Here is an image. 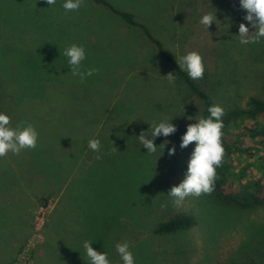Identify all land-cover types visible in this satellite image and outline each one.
Masks as SVG:
<instances>
[{
  "label": "rangeland",
  "instance_id": "1",
  "mask_svg": "<svg viewBox=\"0 0 264 264\" xmlns=\"http://www.w3.org/2000/svg\"><path fill=\"white\" fill-rule=\"evenodd\" d=\"M109 1L117 8L135 10L137 18L163 39L178 59L189 51H199L205 72L198 81L222 107L244 108L249 96L264 97V39L248 45L239 42V24L249 22L244 19L246 14L232 11L236 0H220L222 6L216 4L218 0L192 4L186 0ZM63 3L56 0L51 6L46 0H0V95L12 118L11 126L31 123L39 132L35 149L0 158V208L9 212L0 218V264H49L47 234L52 222L58 221L55 211L65 193L57 187L66 188L64 180L75 178V172L81 175L77 178L80 185L83 160L92 163L95 153L85 142L90 131L81 129L96 128L104 107L117 118L93 130L92 139L100 140L111 165V176L100 174L101 181L107 183L111 177L109 183L120 184L123 191H131L132 195L141 191L143 205L157 216L163 214L158 204H169L174 210H195L201 217L200 225L182 238L196 247L190 257L197 261L207 251L211 253L208 264L226 260L245 238L244 223L242 226L233 219L219 220L221 212L214 211L207 194L188 196L180 206H175L174 198L168 194L185 178L195 145L182 149L170 138L158 136L154 141L156 152L147 153L139 143L141 132L151 138V125L165 120L161 119L163 112H172V105L164 108L160 102L167 96L164 91L173 96L165 78L171 72L169 64L155 53L138 27L129 25L104 5L85 0L78 11L66 13ZM208 12L216 13L218 19L209 29L200 23ZM249 28L255 31L250 23ZM178 30L185 34L183 39ZM73 43L86 50L83 69L99 70L83 82L71 74L63 55ZM225 47L230 53L228 58ZM201 110V100L189 95L184 119L177 127L196 123V118H202ZM126 114L130 117L123 120L121 116ZM86 115L93 120H86ZM114 145L119 150L113 151ZM173 146L176 152L169 155ZM49 160L55 161V166L50 167ZM60 170H64L61 183H55L47 172L57 174ZM141 205V199L132 203L140 209ZM16 213L22 215L23 230L16 223ZM133 217L141 224L139 215ZM67 218L68 215L64 222ZM249 219L264 220V208L250 212L246 221ZM60 224L63 226V222ZM147 229L140 227L139 232ZM51 238L53 243L55 237ZM131 239L138 242L141 234ZM150 239L158 256L165 246L170 248L175 242L172 236ZM55 247L54 254H60L61 247ZM107 254H114L111 247ZM164 256V264L172 263L169 257L175 259L170 250ZM86 257L81 254L74 264H86ZM111 264H123L118 252Z\"/></svg>",
  "mask_w": 264,
  "mask_h": 264
},
{
  "label": "trees",
  "instance_id": "2",
  "mask_svg": "<svg viewBox=\"0 0 264 264\" xmlns=\"http://www.w3.org/2000/svg\"><path fill=\"white\" fill-rule=\"evenodd\" d=\"M93 1L109 8L129 25L138 27L144 33L147 42L153 45L155 53L169 64L168 68L171 73L176 74L177 79L174 84L167 82L173 96L164 91L167 94L165 101H162V97L160 98L162 107L172 105V112L169 110L163 112L161 119H172L171 122L178 126L184 119L189 95H194L201 100L202 118L210 116L208 111L210 106L220 105L216 97L198 80L189 78L188 74L179 68L178 57L169 51L168 45L163 39L157 37L146 23L137 18L135 10L117 8L109 0ZM186 1L192 4V2L198 0ZM225 1L233 3L234 0ZM216 4L222 6L220 0ZM237 10L240 11L242 16L246 14L245 10L240 8L239 0H236V4L232 7L233 12ZM178 31L176 34H178ZM179 36L183 39L182 37L185 34H181L179 31ZM178 41L180 42L179 38ZM229 54L228 48L225 47V58H228ZM4 69L8 72L7 65ZM223 109L225 113L222 117L224 123L223 144L226 155L222 167L217 169L215 190L211 194H207V197L211 201L214 211L219 210L221 212L218 217L219 220L227 219L230 222L233 219V222H241V225L244 223V226H242L245 229V238L237 247L231 250L226 260L219 261L217 264H264V220L249 219L248 222L246 221L250 212L264 208V97L252 95L249 96L244 108L223 107ZM103 110L97 117L98 124L96 128H99L101 123L117 118L112 111H107L105 107ZM0 113L7 114L1 95ZM85 117L86 120H93L87 115ZM121 117L126 120L130 116L126 114ZM96 128L86 127L81 129L82 131L87 129L90 131L89 135H86V145L92 139L93 130ZM186 131L187 127L181 124L177 127V131L168 138L180 146L182 136ZM194 145L195 143H192L189 146ZM48 152L46 151L47 155ZM99 154L104 157L97 159L96 157ZM118 161L122 164L120 160ZM54 163L55 161L49 160L48 165L53 167L55 166ZM82 166L80 185L77 184V178L81 175L78 176L75 172V178L69 177L64 180L67 181L66 188L62 185L57 187L59 191L65 193H62V195L64 194L62 204H58L56 207L55 214L58 221L52 222L50 231L47 234L48 240L45 249H47L48 254L46 261L49 264H60L61 260L64 262L62 264H74L81 257V254H86V250L83 249L85 241H92V246L95 249L98 248L97 251L100 252L107 253L111 247L114 254L108 256L110 262L116 257V244L128 241L131 245L130 250L135 257V264H164V255L169 250L172 254L171 257L175 258L169 257L167 259L172 261L171 264H208L207 262L210 261L208 256L211 253L209 254L206 251L201 259L195 261L190 255L196 247L191 245L190 242L182 240L193 228L200 225L201 217L195 210H174V208H169L171 207L169 204H158L157 208L161 207L163 214L157 216V212L143 205L144 199L141 198V191L137 193L138 195H132L131 191H123L120 184L111 185L109 183L111 177H109L107 183L102 182L99 175L106 173L111 176V173H109L111 165L110 160L105 157V151L101 149L99 153H94L92 163L83 160ZM113 167L117 169L115 163ZM60 168L63 169L64 167L60 165ZM62 171L64 172V170H60L57 174L47 172L48 177L55 183H59L58 181L61 183L60 174ZM70 172L74 171L70 170ZM75 186L80 187L78 192H73L74 189H78ZM128 196L129 200L127 201ZM139 199L142 202L141 209L132 206V203ZM3 209L0 208V218L1 216H8L7 213L9 212H5ZM18 209L16 211H20ZM66 215H68V218L64 222ZM137 215L141 218V224L133 217ZM16 217L19 218L16 223L23 230L22 215L17 214ZM62 222L63 226L60 224ZM140 227L142 229L148 228L147 230H150V232L144 230L140 233ZM60 228H62V235L58 236ZM139 234H141V241L135 242L137 240L131 239L133 236L138 237ZM126 236L130 239L127 240ZM167 236L174 237L175 242H172L170 248L165 246L164 251H161L162 256H158L150 241L155 239L150 238L158 239ZM51 237H55L53 243ZM55 246L62 249V252L58 254L59 256L53 252L56 251ZM86 264H89V262H86Z\"/></svg>",
  "mask_w": 264,
  "mask_h": 264
},
{
  "label": "clouds",
  "instance_id": "3",
  "mask_svg": "<svg viewBox=\"0 0 264 264\" xmlns=\"http://www.w3.org/2000/svg\"><path fill=\"white\" fill-rule=\"evenodd\" d=\"M49 5H55L56 0H46ZM85 0H64L62 4L65 12L78 11L84 6ZM240 8L245 10L244 19L250 23L255 31H250L249 23L239 24V42L243 45L259 43L264 39V0H239ZM216 13H205L202 15L200 23L209 29L213 22H216ZM217 23V22H216ZM63 55L67 57V64L73 76H79L83 82L88 76H92L99 70L96 68L83 69V61L86 59V50L82 45L71 44L64 49ZM179 68L183 69L193 80L202 79L205 72L203 55L196 50L189 51L183 55L179 61ZM165 78L170 84H174L177 76L169 72ZM208 118H196V123L187 126V131L182 136L180 147L187 148L195 143V148L188 161L185 178L174 185L168 194L174 198V205L180 206L188 196H201L211 194L215 190L217 179V169L222 167L226 149L223 144L224 123L222 120L224 109L218 104H214L208 109ZM11 116L0 113V158L9 153L19 155L23 150L35 149L39 142V132L36 127L27 123L26 125L11 126ZM171 120H162L158 124L151 125V138L141 132L138 136L139 143L147 148V153H155L157 145L154 143L158 136L168 137L177 131V126ZM88 147L99 153L101 142L93 138L88 141ZM113 151L119 150L115 145ZM175 146L169 150V155H174ZM97 159L102 157L97 155ZM89 264H111L106 252L97 251L92 246V241H85L83 244ZM128 241L118 242L116 250L119 253L123 264H135V257L130 250Z\"/></svg>",
  "mask_w": 264,
  "mask_h": 264
}]
</instances>
